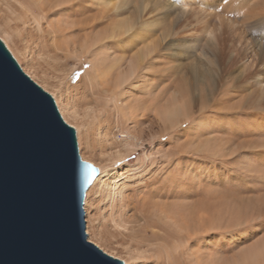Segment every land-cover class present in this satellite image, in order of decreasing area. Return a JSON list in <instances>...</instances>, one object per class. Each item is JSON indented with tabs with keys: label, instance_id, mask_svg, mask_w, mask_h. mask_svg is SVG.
I'll return each mask as SVG.
<instances>
[{
	"label": "rangeland",
	"instance_id": "1",
	"mask_svg": "<svg viewBox=\"0 0 264 264\" xmlns=\"http://www.w3.org/2000/svg\"><path fill=\"white\" fill-rule=\"evenodd\" d=\"M39 1L0 0V40L24 73L54 98L60 114L59 100L80 110L83 115H89L88 109L95 105L101 112L104 96L88 87L85 75L93 68L91 61L96 57L87 55L82 64L79 56L83 53H72L75 52L72 47L78 45L81 48L85 39L82 36L69 38L68 35L72 47L70 42L65 44L61 36L54 42V33L48 28L47 21H51L52 29L53 24L58 25L62 30L60 34L64 30L63 34H67L73 25L71 19L64 13L55 15L57 13L49 7L46 11L52 13L46 15L44 30L30 22L24 24L30 16L26 17L20 5L35 17H41ZM81 1L85 15L108 12L104 15L110 20L102 25L103 30L117 28L115 31L121 32L117 39L101 44L105 48L100 47L99 56H108L110 47L114 46V56L123 58L148 44L151 50L161 49L163 61V65L153 61L146 93L137 90L134 94L133 104L138 112L135 117L139 122L122 119L117 122L110 105L111 108L105 109V116L97 122L88 124L91 118H87L81 145L77 122L69 119V124L65 121L76 130L81 158L83 155L86 159L82 158L83 161L94 162L95 167L102 161L93 151H99L107 143L104 135L98 134L99 130L111 125L110 131L115 133L116 141H122L121 134L129 129L138 134L133 142L135 153H131L128 162L123 164L129 170L141 167V171L119 177L120 169L112 171L116 179H105L93 188L88 204L84 200L87 240L124 264L127 260L131 264H264V180L251 175L264 171V95L258 97L257 102L248 97V107L247 101H243L252 90L259 92L260 88L253 87L254 81L250 77L264 70V64L260 62L264 57V0L200 1L195 5V13L198 20L204 21L191 30L186 29L179 35L181 40L175 43L170 40L169 33L179 21L174 9L167 7L174 0ZM209 14L213 18L210 17L211 23L206 24L205 16L207 18ZM221 19L226 30H220ZM220 32L226 34L227 45H231L221 48L225 51L233 48L234 56L240 58L238 65L248 69L245 78L239 76L238 69L234 73L227 71L230 70L227 58H222L221 68L215 63V51L207 40L216 41ZM9 33L13 35L12 40L7 38ZM192 36V39L200 37V43L190 47ZM238 36L242 39L241 45L236 42L240 41ZM233 43L239 45L235 47ZM56 45L63 49L70 46L72 52L69 48L70 52L65 55L55 49ZM10 46L14 47L17 56ZM224 49L219 51L225 52ZM159 67L165 68L167 73L154 74ZM248 77L252 87L249 93L241 83ZM173 110L178 112L176 120L170 117L169 112ZM121 145L123 149L126 144ZM105 147L106 153L122 150ZM116 167L113 166V170ZM113 182L125 188L126 197L113 191ZM137 194L145 199L135 202L132 198L136 204L130 201L129 205L125 199ZM132 203L141 217L143 206L145 209L160 207L165 213L161 216L153 210L144 220L130 223L125 229L119 221L125 217L130 220ZM143 224H147L146 234L140 233L139 227ZM143 238L146 244L139 243ZM133 251L139 255L132 254Z\"/></svg>",
	"mask_w": 264,
	"mask_h": 264
},
{
	"label": "water",
	"instance_id": "2",
	"mask_svg": "<svg viewBox=\"0 0 264 264\" xmlns=\"http://www.w3.org/2000/svg\"><path fill=\"white\" fill-rule=\"evenodd\" d=\"M99 175L0 40V264H124L87 240L84 200Z\"/></svg>",
	"mask_w": 264,
	"mask_h": 264
},
{
	"label": "bare ground",
	"instance_id": "3",
	"mask_svg": "<svg viewBox=\"0 0 264 264\" xmlns=\"http://www.w3.org/2000/svg\"><path fill=\"white\" fill-rule=\"evenodd\" d=\"M200 1L202 3H207L206 2L207 0H174V1H172V3L167 5V7L174 9V12H176L177 20L179 21L178 26H176L175 29L169 33V36L171 37L170 40H172V42L175 43V42L180 41L181 36L179 37V35L181 33H185L186 29L191 30L193 27L200 25L204 21V20H202V21L198 20L197 15L195 13V8H196L195 5H197ZM39 2H38L39 6H40L39 10L42 13V15L40 14L41 17L40 16L35 17L30 10L26 9L25 6L20 5L21 3L18 2L21 9L26 12V17L30 16V20L28 22H25L24 24H27L30 22V23L34 24V26L37 29L42 30L45 26L44 23H46V21H47V17H46L47 14L52 13V11L54 13H57L55 15H58V14L61 15L62 13H64L67 16V18L71 19L70 23H73V25H71L70 31L69 32L66 31L67 34H63L65 32V30L62 34H60V32H62V30L60 29V26H58V25L53 24L54 29H52V27L50 26L51 21H47L49 30H51L54 33V35H52L54 38L53 41L55 42L57 37L61 36L64 38L65 44H67V42H70L69 41L70 39H67L68 35H69V38H71V37L77 38V36H82L85 40L83 41L81 48H78L77 47L78 45L73 48L72 47L73 43L71 44L72 41L69 43L75 52H72V49L70 48V46L69 47L67 46L68 49H63L62 46L56 45L55 49L61 50L65 55L67 54V52H70L69 48H70L72 53H77L78 51L82 52L83 54H81L79 56V60L81 61L82 64H84V59L85 60L87 59V55L88 56L90 55L92 58L96 57L95 60L91 61L93 64V68L91 69V71H88L85 75L87 76L86 82L89 84L88 87L98 90L99 92H101L103 94V95L102 94L101 95L104 96V98L102 99V101L104 100V104L103 105L101 104L102 105V111L100 112L99 109H98L99 110L98 111L97 110L98 106L96 107V105H95L94 107L92 106L93 109L92 108L88 109L90 111V113L86 112L89 115H86L85 113L83 115V113L81 114V112H79L80 110L77 111V109H74L70 104H64L62 102V100L58 101L59 102L58 106L60 107L61 114L64 117L65 121L69 124H70L69 119L74 120L73 122H77L76 128H77V134H78L80 144L82 145L83 133L85 131L84 128H86V126L88 124L95 123L98 120H100L103 116H105L104 112H105V109H107V108L113 107V109L116 113L115 118H116L117 122H120V120L122 119V120H127V121L132 120L131 123L132 122L137 123L138 117H135V113L137 111H136V108H134V104H133L134 94H135V92H137V90L140 91L141 93H146V88H147L146 82L148 81L147 78H148V75H149L153 61L156 60L158 62V65H163V61H162L161 55H160L161 49L159 47H155L154 50H151V48L148 44L147 45L143 44L142 47L140 49H138L136 52L134 51V53L132 55H127L126 57L120 58L118 55L114 56L115 49H114V46L113 47L111 46L110 47L111 53H108V56L107 55H105L104 57L99 56L98 55L99 50L101 48H105L101 44H104V43L106 44V42L110 43L108 41L116 38V36L121 33L120 31H119L120 33H118V31H115V30H117V28H116L117 26L120 27L119 25H117L115 27L116 28L115 30L110 29V28H107V29L104 28L105 30L102 29V25L107 21V19H109V18H107L106 15H104L105 13H108V12H103V13L99 12V13H96L94 15H85L86 10L83 7L81 0H54V2H53V0H40ZM52 2H53V5H51ZM222 4H224V3H222ZM49 7H51V9L53 8L52 11H50V10L46 11V10H48ZM214 14H215V12H214ZM210 17H211L210 14L207 16V18L205 16V22L204 23H206V24L211 23L210 21L212 19L210 20ZM256 17H257V15H256ZM211 18H213V17H211ZM219 24H220V30L221 29H224V30L227 29L225 22L222 19H221ZM109 25H112V24H109ZM68 27H66V28L68 29ZM128 31H129V29H126V32H128ZM240 32H239V34H240ZM70 34H73V36H70ZM119 36H121V34ZM12 37H13V35L10 33L7 35V38H9L11 40H12ZM166 37H167V35H166ZM193 37L194 36H192L191 39L189 40L190 47L196 46L200 43L199 42L200 37H198L197 39L196 38L192 39ZM7 38H6V40H8ZM215 38L217 39L216 41H212L210 38H208L209 40H207V42L209 41L210 44L212 45L211 47H213V49H214V50L212 49L213 52L215 51L213 53L214 54L213 57L215 59L214 61H216L215 63L216 64L218 63L219 68H221L220 66L222 65V58H224V59L227 58L226 63L228 62L227 66H229L228 68H230V70H227V68L224 70L225 71L227 70L229 73H231L230 71H233V73H234V72H237L236 70L238 69V70H240L239 76L242 78H245L246 76H244V75L248 72V69L247 68L245 69L244 67H243L244 69H242L241 66L238 65V60L240 58L239 59L237 58L238 55L234 56V53L232 52L233 48L231 47L232 48L231 51H230V49L229 50L226 49V51H228V53L225 51L224 48H221L223 45L224 46L226 45L227 47L231 46L229 44L227 45L226 34L221 33V35L218 38L217 37H215ZM230 39H233V38H230ZM238 39H240V37ZM241 40L242 39H240V41L238 40L236 42L240 43V45H241ZM231 42H234V40H232ZM238 43H235V44L233 43V44L236 47L239 45ZM176 45L180 46L179 43H176ZM218 48H220V49H218ZM10 49L12 50V52L16 56L18 55L16 53V50L14 49V47L10 46ZM110 49H108V50H110ZM223 49L225 52L219 51V50H223ZM130 50H132V49H130ZM221 52H222V54H221ZM83 55H84V57L81 58V56H83ZM97 55L99 57H97ZM221 55H225L226 57L225 56L222 57ZM150 56H152V57H150ZM240 56H243V55H240ZM157 57H159V58H157ZM29 60H30V63L32 65V59L29 58ZM258 61H259V59H258ZM260 62H262L264 64V57L263 56L261 57ZM100 63H102V64H100ZM257 65H258V63H257ZM225 67H226V64H225ZM121 68H123V69H121ZM166 71L167 70L165 68L159 67V68H156V70L154 71V74H156L157 76H161L160 74L161 73L166 74L167 73ZM249 77L241 82L243 85L242 87L247 88L248 93L251 92V91H249L252 89V87H250V85H249V84H251V81H249V80L252 79L254 81L253 87L256 86V87H259L260 89H259V92L257 91V89H255L254 91L252 90V92L249 95L247 94L248 96L246 95L247 97H245L243 101L244 102L247 101L246 102L247 107L249 106V98L252 100V102H257L258 97L263 98V95H264V70H262V72H260V73L259 72L256 73L255 76H251L250 77L251 79ZM102 96H101V98H102ZM110 105H111V107H109ZM88 110H86V111H88ZM142 113H143V111H142ZM169 113H171L170 117L173 120H176L178 118V112L176 110H173L172 112H169ZM84 117H86V120ZM89 117L91 118V120L89 119V121L87 122L88 124H87L86 121H87V118H89ZM135 118H136V120H135ZM263 125H264V121H263L262 126ZM110 126L111 125H109V124H108V126H106V128L105 127L103 128V126H102L103 131L100 132V130H99V133H98L100 135H102V134L104 135V138H106V141L105 140L104 141L107 143L105 145L101 146L99 148V151H95V150L93 151L94 152L93 154L95 156L101 157L102 162H101L99 167L97 166L100 170L99 177L94 181L93 185L87 191L86 199H85L86 204H88V200H89L88 197H89L90 193L92 192V190L95 186H97L100 183H103V181L105 179H111L112 181H114L116 179V177H113L112 171H116V170L120 169L121 170L120 172H122V173L120 174V172H119L118 177L123 176L124 174H127L131 171H134L135 174L138 173L137 171H141L140 170L141 167L137 166V167L133 168L132 170H129V168L124 167L125 165L123 164V163L128 162V158L131 156V153H133V154L135 153V149H133V147H135L136 145L133 142L138 137V134L135 131H132L129 129L127 132H125V134L124 133L121 134V137L123 138V140L122 141L118 140L119 141L118 142L114 138L115 133L114 132H113L114 134L111 133V131H110L111 127ZM101 140H102V143L104 144L102 137H101ZM121 144H126L123 149L120 147ZM104 147L107 148V150H113V151H115V149L120 147L122 150L117 149V151L115 153H113V152L106 153V150H104ZM82 158L84 160H86L83 155H82ZM90 162L96 166V164L94 162H92V161H90ZM113 166H117L115 168V170H113ZM112 186H113L114 192H117L122 197H126L125 188L120 187L118 182H113ZM141 196H139L137 194V196H135V197L130 196V197L126 198L125 200L128 201V204L130 205V201L131 202L133 201V203L139 202L140 200L143 201L145 198H141ZM132 198L135 200V202ZM123 200H124V198H123ZM133 203L131 204L132 210H131V213L129 215L130 220L125 219V218H127V217H125V218H121V222L119 221L120 226L124 227L125 229H127V225L130 223H139L141 220H144L146 215H150L154 212L153 210H156L157 214L161 215V216H163V214L165 213L163 211V209L160 207L159 208L145 209L143 206L141 209V213L143 214V216L141 217L139 215V213L136 211L137 210V208L135 206L136 203L135 204H133ZM123 205H124V203H123ZM148 211H150V213ZM126 213H128V212H126ZM201 220H202V218H201ZM89 223H91V222H89ZM90 225L91 224H89L88 229H89V233L91 235V229H90L91 226ZM139 228H140V233L146 234L144 232V230L145 229L148 230L147 224H143ZM139 243H145L146 244V239H144V238L141 239V241ZM134 252L135 251H133L132 254L139 255V254H136ZM136 257L140 258L139 256H136ZM136 260H137V258H136ZM126 264H131L130 260H127Z\"/></svg>",
	"mask_w": 264,
	"mask_h": 264
},
{
	"label": "snow or ice",
	"instance_id": "4",
	"mask_svg": "<svg viewBox=\"0 0 264 264\" xmlns=\"http://www.w3.org/2000/svg\"><path fill=\"white\" fill-rule=\"evenodd\" d=\"M251 175L258 176L261 180H264V171L259 173H251ZM243 225H238V227H242Z\"/></svg>",
	"mask_w": 264,
	"mask_h": 264
}]
</instances>
